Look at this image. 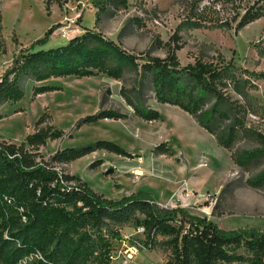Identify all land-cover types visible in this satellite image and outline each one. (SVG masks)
Instances as JSON below:
<instances>
[{"label": "rangeland", "instance_id": "rangeland-1", "mask_svg": "<svg viewBox=\"0 0 264 264\" xmlns=\"http://www.w3.org/2000/svg\"><path fill=\"white\" fill-rule=\"evenodd\" d=\"M50 1L48 14L43 0H0L5 49L0 53V76L20 48L41 38L51 26L56 27L45 49L92 33L135 56L137 63L148 53L164 58L168 48L178 42L176 54L181 65L198 58L217 62L222 56L249 82L246 97L229 90L237 107L235 116L245 129L232 150H217L192 116L177 106L158 102L151 83L128 67L120 80L103 73L52 78L42 84L58 89L35 98L31 90L36 83L27 82L23 99L0 106V140L20 144L34 132L38 118L48 113L64 136L40 147L45 160L57 150L99 140L112 142L126 152L122 155L97 149L71 163L56 164L60 173L78 176L109 198L148 190L159 204L184 207L221 228L264 230V142L257 136L264 138V16L235 29L253 0H128L126 8L108 10L97 23L94 0H61V6L56 0ZM193 13L203 14L207 20L192 17ZM220 22L228 27H216ZM128 100L140 110H157L160 117L143 120ZM104 111L123 117L77 126L83 118ZM232 153L242 155L247 169L233 161ZM257 180H263L261 187L250 185ZM110 226L118 230L119 237L111 239L106 230L103 234L110 238L114 251L126 238L140 245L137 264H165L172 254L170 237L158 236L150 246L132 221ZM235 254L242 261L219 264H250L244 248Z\"/></svg>", "mask_w": 264, "mask_h": 264}, {"label": "trees", "instance_id": "trees-1", "mask_svg": "<svg viewBox=\"0 0 264 264\" xmlns=\"http://www.w3.org/2000/svg\"><path fill=\"white\" fill-rule=\"evenodd\" d=\"M43 2L49 14L52 1ZM56 2L61 6V0ZM253 2L242 15L236 31L264 16V0ZM93 6L97 9V23L108 10L126 8L128 0H94ZM192 17L207 20L199 13H193ZM55 27H49L41 38L20 48L13 56L0 76V106L23 99L29 81L90 77L98 73L120 80L131 67L142 80L151 83L158 102L188 113L213 135L220 147L232 150L239 141L245 128L235 116L237 107L229 90L246 97L245 87L250 85L222 56L217 62L198 58L194 63L181 65L176 54L180 48L177 42L168 48L164 58L148 53L137 63L135 56L125 54L113 42L92 33L74 37L63 46L44 49ZM216 27H228V24L220 22ZM13 40L18 44L15 37ZM4 51L0 2V53ZM57 89V86L36 84L31 90L32 97ZM128 104L145 121L160 117L157 110H140L131 100ZM122 117L123 114L104 111L83 118L77 126L101 118ZM63 136L64 131L53 126L50 114L44 113L36 121L34 132L20 144L0 141V264H115L111 260L114 251L111 240L103 230L111 239L117 238L118 230L110 225L117 227L131 221L144 229L145 243L150 246L155 245L158 236L172 238V254L165 264L242 261L235 254L239 248L249 253L245 258L248 263L264 264V230L258 227L221 228L184 207L159 204L148 190L109 198L78 176L60 173L56 164L71 163L97 149L126 154L118 145L99 140L79 148L57 150L45 160L40 147ZM257 136L264 142L263 136ZM261 146L264 151V145ZM231 156L236 164L247 169L248 162L242 155ZM249 183L261 187L263 180Z\"/></svg>", "mask_w": 264, "mask_h": 264}, {"label": "built area", "instance_id": "built-area-1", "mask_svg": "<svg viewBox=\"0 0 264 264\" xmlns=\"http://www.w3.org/2000/svg\"><path fill=\"white\" fill-rule=\"evenodd\" d=\"M65 32V29H63ZM137 232L144 235V229L137 227ZM140 252V245L135 242L131 243L128 238L122 241V245L119 250H115L111 254V260L115 264H137L136 259Z\"/></svg>", "mask_w": 264, "mask_h": 264}, {"label": "crops", "instance_id": "crops-1", "mask_svg": "<svg viewBox=\"0 0 264 264\" xmlns=\"http://www.w3.org/2000/svg\"><path fill=\"white\" fill-rule=\"evenodd\" d=\"M45 49V48H44ZM50 80V79H49ZM46 81H48V80H46ZM46 81H43V82H37L36 84L37 85H45V84H42V83H44V82H46ZM210 138H211V141H214V148H216L217 150H219L220 149V146L218 145V143L216 142V140H215V138L213 137V135H211V134H209L208 132L206 133ZM0 141H2V140H0Z\"/></svg>", "mask_w": 264, "mask_h": 264}]
</instances>
